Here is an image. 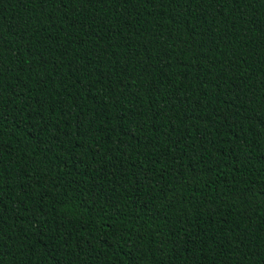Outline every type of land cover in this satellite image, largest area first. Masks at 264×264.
<instances>
[{"label":"trees","instance_id":"trees-1","mask_svg":"<svg viewBox=\"0 0 264 264\" xmlns=\"http://www.w3.org/2000/svg\"><path fill=\"white\" fill-rule=\"evenodd\" d=\"M0 264H264V0H0Z\"/></svg>","mask_w":264,"mask_h":264}]
</instances>
